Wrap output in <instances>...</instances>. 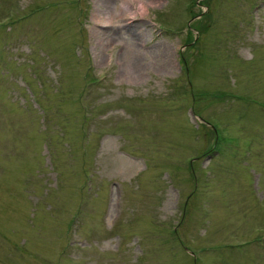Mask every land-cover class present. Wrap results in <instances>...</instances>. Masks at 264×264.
I'll return each instance as SVG.
<instances>
[{
	"label": "rangeland",
	"instance_id": "obj_1",
	"mask_svg": "<svg viewBox=\"0 0 264 264\" xmlns=\"http://www.w3.org/2000/svg\"><path fill=\"white\" fill-rule=\"evenodd\" d=\"M0 264H264V0H0Z\"/></svg>",
	"mask_w": 264,
	"mask_h": 264
},
{
	"label": "trees",
	"instance_id": "obj_2",
	"mask_svg": "<svg viewBox=\"0 0 264 264\" xmlns=\"http://www.w3.org/2000/svg\"><path fill=\"white\" fill-rule=\"evenodd\" d=\"M197 16H199V15H197ZM193 18H195V16H193ZM201 19H202V18H201ZM193 27H195V25H193ZM191 42H193V41H191ZM191 42H190V43H191ZM182 59H183L182 61L184 62V58H182ZM206 154H207V153H205L204 155H206Z\"/></svg>",
	"mask_w": 264,
	"mask_h": 264
},
{
	"label": "bare ground",
	"instance_id": "obj_3",
	"mask_svg": "<svg viewBox=\"0 0 264 264\" xmlns=\"http://www.w3.org/2000/svg\"><path fill=\"white\" fill-rule=\"evenodd\" d=\"M113 20V19H112Z\"/></svg>",
	"mask_w": 264,
	"mask_h": 264
}]
</instances>
